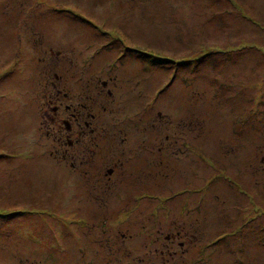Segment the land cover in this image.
Returning <instances> with one entry per match:
<instances>
[{
	"label": "rangeland",
	"instance_id": "1",
	"mask_svg": "<svg viewBox=\"0 0 264 264\" xmlns=\"http://www.w3.org/2000/svg\"><path fill=\"white\" fill-rule=\"evenodd\" d=\"M249 1L260 21L264 0ZM214 4L11 0L22 40L10 50L0 32V264H264V26L212 17ZM93 76L107 80L91 109L99 153L113 157L120 127L134 147L104 189L111 163L73 168L86 135L58 141L68 112L52 111Z\"/></svg>",
	"mask_w": 264,
	"mask_h": 264
},
{
	"label": "flooded vegetation",
	"instance_id": "2",
	"mask_svg": "<svg viewBox=\"0 0 264 264\" xmlns=\"http://www.w3.org/2000/svg\"><path fill=\"white\" fill-rule=\"evenodd\" d=\"M16 1V0H13ZM21 4L23 3V1L20 2ZM21 13L22 10L20 9H15L13 7H11V0H0V24L2 22L5 23V29L4 30H0L4 32L5 34V40L7 45L9 46L10 50L11 49V35L12 37L17 38L20 41L22 40V36H21V32L19 31L18 26L16 25V23L18 22L17 18L21 17ZM26 16V15H25ZM38 16V15H36ZM14 20H12V19ZM12 22V24L10 23ZM41 28V27H40ZM42 30V28H41ZM43 32V31H42ZM43 38H44V33H43ZM48 39V38H47ZM49 40H54L52 38H50ZM18 43V44H19ZM16 49V48H15ZM14 49V50H15ZM58 51V50H56ZM14 53V51H13ZM9 55V53H5V55ZM10 56V55H9ZM12 59L15 58V54L14 57L13 55L10 56ZM53 76L55 77V79H51V85L55 86L57 89L60 88L61 85H63V78L64 75L61 74H56L54 73ZM108 79H114L113 76H108ZM106 78H99L98 76H93L91 78H84V84L80 85V88H82L81 92H75L76 96L72 95V102L68 101V102H63L62 100H59L61 102H63V104H61L59 102L55 103L54 100L57 99V96H54V94H49L48 96H50L51 100L54 101L53 104V109L52 111L56 114L60 113L61 111H63L62 109H64L65 111L68 112V118H62V123L63 126L59 127V126H55L56 130L55 133H61L63 132L61 135L57 134L56 139L59 141L61 140L63 142V138L65 137V134L68 133V135L73 134V135H77L76 139H80L82 138V135L85 133L86 138L85 141H88L87 144H85L86 149L83 150V152L79 155L78 153L75 154L77 155V157L74 158V160H70V165L73 168L76 167H81L82 169L85 165H90V164H94L95 166L96 163L93 162L95 161V157L99 156L100 160H101V164L103 163H108L110 162L111 164L108 166H105L104 168H100L97 170V172L101 173V178L100 176H98V180L100 181L99 183V188L104 189L107 188V184L109 186H115V176H116V181L120 182L122 179V166L126 160V158H124V155H129V153H131L133 151V146L129 145L130 141L128 139V141L124 142L125 137L121 136V131L118 129L119 135L117 134L116 136H112L111 141L109 143V148L111 150V154L113 155V157H111V155H109V157L103 155V153H99L100 150L103 149V145H104V140L102 139V137H100V133L101 130L103 128H106L103 124L101 123H90V120L95 116V114L93 112H91V109L94 108L95 106L93 104V94L94 93H98L101 92L103 90L102 86H107V80H105ZM137 80V78H128L126 79L128 80ZM49 80V79H47ZM89 90L90 93L85 95V97L88 98V101H85V97L83 94H85V91ZM107 94H111V90L107 87L106 90ZM56 93V92H55ZM64 96L66 95L65 92H63ZM78 98V99H76ZM98 103V102H96ZM63 105L62 109L60 108V106ZM105 108V107H103ZM85 116H88L89 119H86ZM54 119L53 116H50V119ZM53 125V124H52ZM54 127V125H53ZM86 129V130H85ZM88 134H90L89 136H87ZM63 135V136H62ZM70 137V136H68ZM66 141L68 144H72L74 141L66 138ZM61 142V143H62ZM76 144H78V142H75ZM140 144H145L144 142H140ZM152 146H154L152 144ZM145 147V146H144ZM98 149V150H97ZM140 149V148H139ZM147 149H149V147H147ZM94 150H97V152H94ZM63 151V149H62ZM105 152V151H102ZM138 152V151H137ZM136 152V153H137ZM65 152H62L61 154H63L64 156ZM153 158V157H152ZM81 169V170H82ZM113 174H115V176H112ZM89 187V186H88ZM94 194L96 195L99 190L96 189V187H89ZM102 191V190H100ZM97 196V195H96ZM96 198V197H95ZM179 236L178 232L176 231V234H174V237ZM173 236L170 238L169 235L166 236V240L171 241L174 238ZM181 243V242H180ZM179 243V244H180Z\"/></svg>",
	"mask_w": 264,
	"mask_h": 264
},
{
	"label": "crops",
	"instance_id": "3",
	"mask_svg": "<svg viewBox=\"0 0 264 264\" xmlns=\"http://www.w3.org/2000/svg\"><path fill=\"white\" fill-rule=\"evenodd\" d=\"M253 1L254 0H251V1H249L251 4H253ZM229 2H230V4H231V6L233 7V9H228V8H226L222 3H224V2H222V0H215V8H213V12L211 13V16L212 17H214L215 16V11L216 12H219V11H223L224 13H226V12H228L230 15H232V16H234V18H236V19H239L240 17H242V18H244V19H249V20H251V24L253 25V26H257L258 27V25L260 24V25H263L264 26V22H262V20L264 19V18H261V22L259 21V19L258 18H250V16L252 17V15H251V11H252V5H250V6H246L243 2H242V0H229ZM230 6V5H229ZM222 9V10H220V8ZM236 9H237V11H236ZM236 12H238V14H239V17L236 15ZM260 13L264 16V11L262 12V11H260ZM217 14V13H216ZM230 19V18H229ZM217 21V18H215V22ZM258 21V22H257ZM242 22V21H241ZM180 24V23H179ZM217 25H218V23H216ZM230 26H231V28H233L234 27V30H235V28H237L238 26H239V23H237V21H235V22H232V24H230L229 26H228V28H230ZM258 28H260V27H258ZM261 29V28H260ZM226 32H228L227 30H226ZM231 33V32H230ZM232 34V33H231ZM217 35V32L215 33V36ZM233 38V37H232ZM214 46H217V44H215ZM244 46V45H243ZM242 46V44H240L239 46H237V47H234L235 49H237V50H239V48L240 47H243ZM247 47V46H246ZM248 48V47H247Z\"/></svg>",
	"mask_w": 264,
	"mask_h": 264
}]
</instances>
